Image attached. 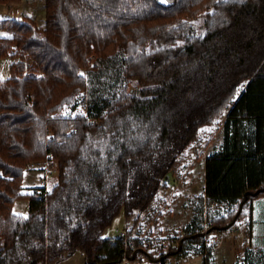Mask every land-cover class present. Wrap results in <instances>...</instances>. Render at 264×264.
<instances>
[{
  "label": "trees",
  "instance_id": "trees-1",
  "mask_svg": "<svg viewBox=\"0 0 264 264\" xmlns=\"http://www.w3.org/2000/svg\"><path fill=\"white\" fill-rule=\"evenodd\" d=\"M44 13L0 20V264L77 252L121 264L124 240L105 230L123 213L130 237L185 151L220 126L185 234L129 260L207 255L212 234L242 222L251 234L264 196V0H45ZM39 162L55 163L56 181L24 192Z\"/></svg>",
  "mask_w": 264,
  "mask_h": 264
},
{
  "label": "rangeland",
  "instance_id": "rangeland-1",
  "mask_svg": "<svg viewBox=\"0 0 264 264\" xmlns=\"http://www.w3.org/2000/svg\"><path fill=\"white\" fill-rule=\"evenodd\" d=\"M23 3L24 6L29 4V8H22L24 16L37 23L45 20V0H23ZM7 11L5 9L6 14L0 15V17L12 16L15 18L13 17L14 13H10L8 16ZM2 34L3 32L0 31V35ZM9 65L8 59L0 58L1 78L10 76ZM218 129L212 128L203 132L198 141L185 151L180 159L179 168L174 170V173L182 178L181 183L179 186L161 190L153 208L132 229L131 238L140 235L145 237L154 235L155 239L167 237L170 243L172 240L174 243L178 237L185 234L187 225L197 214L198 199L203 195L205 178L202 160L205 153H209V151H205L206 144L212 142L213 146L221 139V133H218ZM44 174L41 167L27 169L22 181L23 191L30 192L33 188L41 186V182L44 181ZM56 178L57 173H53L48 178L46 183L48 189L55 183ZM253 204L255 213L252 217L253 232L251 234L247 233V226L242 222V226L239 224L231 231L212 234L206 243L207 255L200 253V247L196 245L189 249L187 254L172 255L167 260L171 264H264V196L256 198ZM26 206L27 201L18 200L14 204L13 212L15 214L25 213ZM212 209H215V206ZM203 223L206 226L208 221L205 219ZM121 228L126 230L131 228V222L125 223L123 213L117 216L112 225L105 230L104 236L117 237V230ZM166 246L160 250L159 241L155 240V246L147 248V250L155 257L161 251H167L169 246ZM84 262L85 257L77 252L59 264H84ZM159 262L150 261L146 256L139 254L127 264H158Z\"/></svg>",
  "mask_w": 264,
  "mask_h": 264
},
{
  "label": "built area",
  "instance_id": "built-area-1",
  "mask_svg": "<svg viewBox=\"0 0 264 264\" xmlns=\"http://www.w3.org/2000/svg\"><path fill=\"white\" fill-rule=\"evenodd\" d=\"M41 167L44 174L43 180L41 182V186H43L45 189H47L46 183L48 182V178L53 175V173H57L56 165L55 163H48V162H41V163H31L30 168H36ZM182 178L178 177L174 171L167 174L164 178V182L167 187H175L179 186V183H181ZM118 236L124 240V252H123V261L121 264H127L129 260V256L132 252H134L137 247L141 244L146 250L147 248H153L155 246V240L159 241V246H166L168 243H170V240L165 238H158L155 239L154 235H151L150 237H145L144 235L137 236L136 238H130L128 235V232L126 229L121 228L117 230ZM173 243V240L171 241ZM148 251V250H147ZM158 264H171L168 260L165 262H159Z\"/></svg>",
  "mask_w": 264,
  "mask_h": 264
},
{
  "label": "crops",
  "instance_id": "crops-1",
  "mask_svg": "<svg viewBox=\"0 0 264 264\" xmlns=\"http://www.w3.org/2000/svg\"><path fill=\"white\" fill-rule=\"evenodd\" d=\"M26 4V3H25ZM27 6H24V3H23V0H20L19 2H17L16 4L14 3H10V4H0V15H4L6 14L5 13V9H7V13H8V16L10 15V13H14L15 15H13V17L15 18H22L24 17V13H22V8L25 7V8H29V4H26ZM12 17V16H10ZM2 18H7L5 16H3ZM224 119L222 120V123H223ZM221 129H222V126L219 127V129L217 130L218 133H221ZM220 143H221V139L218 140V142L216 144H214L212 146V142H208L206 144V149L205 151H209V153H205V156L203 157V160H202V163H203V172H204V178H205V162H206V158L207 156L214 150H217L219 149V146H220ZM211 147V148H210ZM210 149V150H209ZM37 186V185H36ZM254 203V202H253ZM252 203V206H253V213H252V217H253V214L255 213V206L254 204ZM215 206V205H214ZM27 210H28V202H27V206H26V210H25V213H21L19 215H26L27 213Z\"/></svg>",
  "mask_w": 264,
  "mask_h": 264
},
{
  "label": "snow or ice",
  "instance_id": "snow-or-ice-1",
  "mask_svg": "<svg viewBox=\"0 0 264 264\" xmlns=\"http://www.w3.org/2000/svg\"><path fill=\"white\" fill-rule=\"evenodd\" d=\"M169 2V0H160V3H162V4H166V3H168ZM3 18L2 17H0V20H2ZM3 35H7V34H3ZM81 75L83 76L84 74L83 73H81ZM15 214V213H14Z\"/></svg>",
  "mask_w": 264,
  "mask_h": 264
},
{
  "label": "water",
  "instance_id": "water-1",
  "mask_svg": "<svg viewBox=\"0 0 264 264\" xmlns=\"http://www.w3.org/2000/svg\"><path fill=\"white\" fill-rule=\"evenodd\" d=\"M260 192V190H258L257 192H255L254 194H258ZM241 207V206H240Z\"/></svg>",
  "mask_w": 264,
  "mask_h": 264
}]
</instances>
